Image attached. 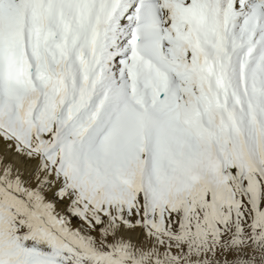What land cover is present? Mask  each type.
<instances>
[{
  "label": "snow or ice",
  "instance_id": "snow-or-ice-1",
  "mask_svg": "<svg viewBox=\"0 0 264 264\" xmlns=\"http://www.w3.org/2000/svg\"><path fill=\"white\" fill-rule=\"evenodd\" d=\"M0 264H264V0H0Z\"/></svg>",
  "mask_w": 264,
  "mask_h": 264
}]
</instances>
